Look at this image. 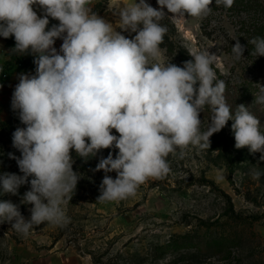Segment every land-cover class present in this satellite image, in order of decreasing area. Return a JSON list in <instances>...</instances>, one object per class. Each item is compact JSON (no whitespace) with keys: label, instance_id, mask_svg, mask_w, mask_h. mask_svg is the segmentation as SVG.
Instances as JSON below:
<instances>
[{"label":"clouds","instance_id":"9594fccd","mask_svg":"<svg viewBox=\"0 0 264 264\" xmlns=\"http://www.w3.org/2000/svg\"><path fill=\"white\" fill-rule=\"evenodd\" d=\"M93 0H0V36L14 37L17 54L31 53L35 75L21 74L12 108L26 127L15 130L13 147L22 176L0 175V194H16L29 182L23 202L31 204L26 220L17 205L0 200V223L9 222L27 236L34 225L66 227L64 206L72 199L80 176L73 170L70 150L82 158L115 147L96 166L116 178L103 177L100 202L135 197L150 178L163 179L171 172L170 154L182 158L189 147L208 149L210 137L232 121L235 147L262 153L264 133L259 118L244 104L233 112L226 102V84L213 65L219 56L208 49L192 52L183 66L160 63L165 17L183 22L210 15V5L231 8L234 0H157L158 9L146 0H135L119 10L121 31L92 10ZM43 9L38 16L33 6ZM171 16H167L164 9ZM49 17L59 21L48 28ZM47 29V30H46ZM123 31L135 33L133 38ZM62 39L59 51L55 41ZM232 52L239 60L245 46L235 40ZM253 55L264 56V38L248 41ZM3 69L0 68V71ZM255 103L264 104L260 85ZM210 109L206 130L200 114ZM115 130L119 135L112 134ZM258 171L254 178L259 179Z\"/></svg>","mask_w":264,"mask_h":264},{"label":"rangeland","instance_id":"374dc122","mask_svg":"<svg viewBox=\"0 0 264 264\" xmlns=\"http://www.w3.org/2000/svg\"><path fill=\"white\" fill-rule=\"evenodd\" d=\"M135 0H93L92 10L121 31L120 8ZM139 2V0H137ZM159 8L157 0H146ZM210 15L202 20L183 22L165 17L168 28L159 62L183 66L189 54L208 49L219 56L213 65L217 78L226 84L225 98L233 112L236 105L249 107L260 120L264 133V104L255 103L260 85L264 86V56L253 55L254 37L264 38V0H234L231 8L215 2ZM43 16L39 5L33 6ZM167 16L171 13L164 9ZM59 21L49 17L48 28ZM47 30V29H46ZM133 38L135 33L123 31ZM245 46L244 57L232 52L235 40ZM62 39L55 41L59 51ZM14 37L0 36V175L22 176L12 136L21 121L4 124L13 117V93L21 74L35 75V57L29 52L14 53ZM211 112L200 114L206 130ZM19 117V114H18ZM232 121L210 137V147H189L185 155L170 154L171 172L163 179L150 178L135 197L100 202V185L105 175L97 171L101 159L114 146L94 156L80 157L70 150L73 170L79 174L72 199L64 206L70 223L57 227L34 225L27 236L16 232L11 223H0V264H264V160L262 153L248 147H235ZM112 134L119 135L113 129ZM260 172L259 179L254 178ZM29 182L16 194H0V200L17 205L22 216L31 217L33 205L23 202Z\"/></svg>","mask_w":264,"mask_h":264},{"label":"trees","instance_id":"16d2710c","mask_svg":"<svg viewBox=\"0 0 264 264\" xmlns=\"http://www.w3.org/2000/svg\"><path fill=\"white\" fill-rule=\"evenodd\" d=\"M10 110L12 111L13 117L11 118V120L7 121L4 124H11L13 121H20V119L18 117L19 111L18 110H14L12 108V103H10Z\"/></svg>","mask_w":264,"mask_h":264}]
</instances>
